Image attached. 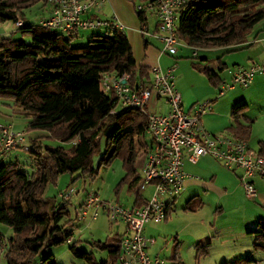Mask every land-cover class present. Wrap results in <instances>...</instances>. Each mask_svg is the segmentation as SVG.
Segmentation results:
<instances>
[{"label":"trees","instance_id":"obj_1","mask_svg":"<svg viewBox=\"0 0 264 264\" xmlns=\"http://www.w3.org/2000/svg\"><path fill=\"white\" fill-rule=\"evenodd\" d=\"M141 1H146L144 5L151 3ZM37 3L45 6L48 0H0V23L14 24L16 15L22 18V11ZM135 11L141 25H145L146 11ZM263 19L264 0H188L177 10L176 35L193 48L234 46L247 41ZM15 31L20 37H0V98L10 100L12 111L27 119L24 135L45 131L46 137L63 145L41 146L37 136L31 138L30 147L21 146L28 153L31 171L24 170V164L16 159L6 160L9 152L0 153V223L12 231L6 238L0 232L4 262L57 264L52 254L42 256L41 251L69 243L71 253L82 257L86 264H121L122 232L116 230L104 240L91 241L93 247L106 252V257L98 261L92 252L78 248L79 239L73 238L79 217L70 218V196L57 202L43 199L42 194L64 173H76L72 182L78 178L93 180L102 165L118 158L124 176L117 188L126 184L127 190L134 192L133 207L142 203L136 161L150 148L148 141L140 140L148 126V107L120 106L114 92L102 90L100 80L103 73H127L128 86L139 92L151 84L152 68L136 63L125 33L114 27L93 33L82 46L72 45L78 30L61 32L22 19L20 26H14ZM24 35L30 37L28 42L22 38ZM215 63L216 68H212L199 58L191 65L218 87L226 65L221 57ZM245 108V102L232 107V124L221 133L248 142L253 118L245 115ZM66 143L72 145L64 146ZM96 154L100 158L94 165ZM256 155L264 157V142H260ZM174 199L167 204V217ZM83 202L77 209L79 213ZM202 205V200L194 196L183 209L196 211ZM249 233L251 251L222 264L258 262L252 254L264 253V220L259 219ZM195 249L196 257L209 252V246L199 242ZM173 261L180 263L175 257Z\"/></svg>","mask_w":264,"mask_h":264},{"label":"built area","instance_id":"obj_2","mask_svg":"<svg viewBox=\"0 0 264 264\" xmlns=\"http://www.w3.org/2000/svg\"><path fill=\"white\" fill-rule=\"evenodd\" d=\"M104 0H48L51 13L43 18L41 25L61 32L72 30H95L98 28L122 29L114 20L84 17V14ZM151 3L135 5L137 10H150L156 21V37L162 43V52L175 56L180 43L176 35L177 10L188 0H149ZM21 18L16 15L14 26H20ZM143 25L141 32H145ZM195 54V52H194ZM176 67L171 65L166 70L152 69L151 84L143 90L132 91L127 84L129 75L103 73L100 86L105 92H114L122 107H142L148 105L151 97L164 99L168 104L165 112H148L149 150L144 155L141 165L140 190L152 187L150 197L142 199L136 207H125L110 204L98 199L94 192L85 196L82 218L90 214L95 219L100 209L104 210L109 220L122 223L123 237L119 250L121 264H167L158 256H150L148 239L143 230L146 223H158L167 217V204L181 191L185 173L182 170L184 154L190 162L195 163L200 157L210 156L223 167L240 172V181L245 196L249 199L257 197L253 178L264 180V157L253 155L248 150V143L238 137L224 133L213 134L206 130L201 116L211 110V101L193 106L192 111H185L181 94L175 88ZM264 75V62L253 63L249 67H236L231 75V82L219 88V95L226 89L236 86L248 87L256 76ZM148 107V106H147ZM24 133L12 130L10 125L0 126V153L10 152L22 146ZM68 195H64L67 198ZM90 212V213H89Z\"/></svg>","mask_w":264,"mask_h":264},{"label":"rangeland","instance_id":"obj_3","mask_svg":"<svg viewBox=\"0 0 264 264\" xmlns=\"http://www.w3.org/2000/svg\"><path fill=\"white\" fill-rule=\"evenodd\" d=\"M134 1L136 5L145 3V1L141 0ZM48 10V4L43 6L42 3H37L28 9H24L22 11V18L25 23L41 25L43 18L48 15ZM146 16L149 28L153 29L156 18L150 11H146ZM19 18L21 17L19 16ZM260 24L262 23L259 22L256 26H260ZM13 31L14 24L11 22L6 21L4 23H0V37H20L17 31ZM104 32L105 28L80 30V35L72 41V45H86L93 33ZM87 37L89 38L87 39ZM22 38L27 42L30 40L28 35H24ZM84 38L86 39L83 40ZM202 49L205 48H190L180 42L177 46V53L174 56L176 57V63H173V58L167 56V54L165 55L167 58L165 63H169L168 67L172 64L176 67L174 84L181 94L184 109L188 110L193 105L203 103L210 99H215L214 102L210 103L213 107V112L201 116V122L204 128L208 130L205 123L210 126L216 124L218 127L228 124L227 120L230 110L232 109L231 107L233 102H231L232 100L226 101L225 99L229 96L238 97L240 94H243L246 97V108L244 113L248 117L254 118L250 136L251 148L253 149L252 151H257L258 147H260V142H264V91H253L251 87L236 86L234 87V90L226 89L223 95H219V88H222L226 83L231 82V72L237 66L234 68V66L228 63L227 67L220 73L224 82H222L218 87H214L208 82L204 75L198 73L191 65L192 61H199L200 58V56H194L192 52L196 50L201 51ZM208 65H213V62H210ZM163 101L164 99H160V104L164 109H167L166 104ZM12 108L10 100L0 98V126L10 125L12 130L21 131L23 130L25 123H27V119L23 118L17 112L12 111ZM220 113H227V116L217 118L216 116ZM22 120H25V122H21ZM208 131L211 132L210 130ZM46 135L47 133L45 131L25 133L22 146L24 148L30 147L31 138L37 136H40L38 144L41 146L63 145L60 141L46 137ZM148 139V136L140 138L141 141H148ZM71 145L72 143L64 144V146L67 147ZM5 155L6 156L4 158H6V160L16 159L24 164V170L31 171L28 153L25 149L19 147L9 153H6ZM99 158L100 154L94 155V165L98 163ZM143 160L144 156H139L136 161L139 173L141 172ZM214 161L217 162L216 160ZM75 176L76 173L72 175L69 173L62 174L58 178L56 184L47 185L42 194V198L45 200L54 199L57 202H61L63 201L62 199H64V195L70 196V202L68 204L70 218H75L76 216L79 217L78 225L74 228L73 236L74 239H79L77 247L87 252H92L95 258L99 261L106 257V252L93 247L91 245V241L104 240L107 236L114 234L116 230L120 232L123 228V224L111 223L106 212L102 209L98 211V215L95 219H92L89 216L82 219L80 218V213L77 212L79 205L84 201L87 193L94 192L100 201L128 207L131 205L135 194L133 191L127 190L126 184L120 185L117 188V185L124 176V170L122 169L121 161L118 158L112 159L108 165H102L93 180L86 179L84 181L83 179L78 178L72 182V179ZM148 188L147 192H145L147 195H149L151 191V187L149 186ZM188 197L190 196L188 195L187 190L179 192V194L176 195L173 210L170 211L167 220L158 223L149 222L145 224V236L148 239H153L154 241L153 244L150 243L148 245L147 252L152 257L155 255L158 256L167 264L172 263L174 257L180 262L179 264H222V262H217V260L221 257V249L219 248L220 242H218V239L211 238L209 252L206 255L198 257H196L195 244L199 240L201 241L200 244H204L207 237L210 239V235L214 234V229L210 230L211 223L215 224L216 222L222 220L227 222V219L230 217H228L227 213H224L221 216L216 213L217 199L212 194L203 199L204 204L198 210H184L183 208ZM116 225H118L119 228L116 229ZM0 232L5 238L12 235L11 229L1 223ZM68 246L69 243H63L46 248L41 251V255L45 256L52 254L57 264H86V261L82 257L75 256L71 253ZM252 256L258 260L255 264H264L263 252L255 251ZM0 264H5L1 246ZM36 264H39V262Z\"/></svg>","mask_w":264,"mask_h":264},{"label":"crops","instance_id":"obj_4","mask_svg":"<svg viewBox=\"0 0 264 264\" xmlns=\"http://www.w3.org/2000/svg\"><path fill=\"white\" fill-rule=\"evenodd\" d=\"M135 5L136 4L134 0H104L99 5H95L94 7L90 8L88 12L84 14V17L100 18L110 21L114 20L117 22V24L121 25V31L125 33L131 45L133 57L137 64L149 66L152 69L160 68L161 70H166L169 63H165L167 59L165 56L166 53L162 52V43L156 37L157 21L155 20L153 29H150L146 20V30L144 33L141 32L143 25H141L136 14ZM150 12L153 14L152 11ZM50 13L51 6L49 5L47 17L50 15ZM260 22L262 24L253 28L252 32L247 38V41L244 43L234 46L205 48L201 51H194L195 54L194 52L192 53L194 56H200V58L204 59L206 64L213 62V65H209L212 68H216L215 59L218 57H221V61L226 65V67L228 63L234 66V68L235 66L249 67L253 63H262L264 62V19ZM79 31L80 30H78V36L80 35ZM88 38L89 37H87V39ZM85 39L86 38L83 40ZM186 47L190 46L186 45ZM167 56L169 55L167 54ZM169 57L173 58V63H176V57ZM248 87H251L253 91H264V75L256 76ZM234 89L235 88H232V90ZM214 100L215 99H210L211 103L214 102ZM225 100H232L231 102H233V107L238 103L246 102V97L243 94H240L238 97L229 96ZM163 102L166 104V108L168 109V104L165 101ZM147 106L149 110L151 109L156 113L165 112L167 110L164 109L160 104V99L156 98L155 96L150 98ZM193 106H191L188 110H184L192 111ZM212 112L213 107L211 106V110L206 114ZM226 116L227 113H220L216 117L220 118ZM23 121L25 122V120H22L21 122ZM227 122V125H222L219 127L216 124L210 126L205 123V125L207 126L208 130L211 131V133L218 134L232 124L230 113ZM247 143L248 147L251 149V154L256 155V151H252L253 149L251 148L250 139ZM182 170L185 173V177L183 180V187L180 192L187 190L188 195L190 196L187 198V200L197 196L204 204L203 199L212 194L217 199L216 213H218L219 216L227 213L228 217H230L227 219V222L222 220L216 222V225L211 223L210 230L214 229V234L210 235V239L207 237L206 241H204V244H207L210 248L211 238L219 240L218 242H220L219 248L221 249V257L219 260H217V262L223 263L224 261H230L235 257L241 256L251 251L252 235L249 233V231L256 227L259 219L264 218V180L258 177L253 178V183L257 190V197L255 199H249L245 196L243 187L241 185L240 172L226 169L219 162H215L209 156L200 157L197 162L192 163L188 160L187 155L184 154L182 160ZM148 187L142 191L140 190L142 195L141 201L142 199L150 197L152 193L151 186L150 194L147 195L145 193L149 189ZM134 198L135 196L133 197L131 205L128 207H133ZM175 200L176 197L173 200L174 203ZM87 216L90 217V214ZM167 218L165 220H167ZM117 228H119L118 225H116V229ZM123 231L124 227L120 232L123 233ZM198 242L201 243L200 240L196 243ZM173 263L174 261L170 264Z\"/></svg>","mask_w":264,"mask_h":264}]
</instances>
